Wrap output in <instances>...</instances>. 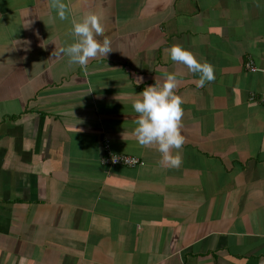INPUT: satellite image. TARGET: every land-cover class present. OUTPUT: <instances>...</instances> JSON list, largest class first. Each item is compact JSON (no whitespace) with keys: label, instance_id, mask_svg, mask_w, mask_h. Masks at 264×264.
<instances>
[{"label":"crops","instance_id":"crops-1","mask_svg":"<svg viewBox=\"0 0 264 264\" xmlns=\"http://www.w3.org/2000/svg\"><path fill=\"white\" fill-rule=\"evenodd\" d=\"M64 2L67 20L0 0V264H264V0ZM86 13L113 47L87 76L54 54ZM174 72L179 168L133 135L134 100ZM104 139L138 164H102Z\"/></svg>","mask_w":264,"mask_h":264},{"label":"clouds","instance_id":"clouds-1","mask_svg":"<svg viewBox=\"0 0 264 264\" xmlns=\"http://www.w3.org/2000/svg\"><path fill=\"white\" fill-rule=\"evenodd\" d=\"M49 4L56 10L60 20L69 19L71 9L64 0H49ZM71 25L69 35L73 42L54 54L67 56L68 66L79 65L87 76L89 61L101 56L107 57L113 51L112 42L105 35L101 17L96 13H86L79 20L73 16ZM99 37L102 39H98ZM169 52L173 62L184 65L192 74H199L196 82L198 88L214 81L215 69L211 63L201 62L192 51L179 44L172 45ZM182 75V72H174L167 74L163 81L156 78L155 84L145 87L132 104L133 110L138 114L133 131L138 144L143 148L155 146L161 154L160 163L173 168L182 165L180 150L185 144L182 134L184 100L176 93L178 77ZM140 82L139 80L138 83Z\"/></svg>","mask_w":264,"mask_h":264},{"label":"built area","instance_id":"built-area-1","mask_svg":"<svg viewBox=\"0 0 264 264\" xmlns=\"http://www.w3.org/2000/svg\"><path fill=\"white\" fill-rule=\"evenodd\" d=\"M104 157H102V164L107 165H123L132 167L138 164L139 158L133 155L114 152L108 141L104 139Z\"/></svg>","mask_w":264,"mask_h":264}]
</instances>
